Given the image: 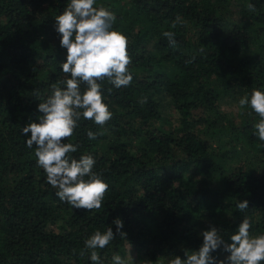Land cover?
I'll list each match as a JSON object with an SVG mask.
<instances>
[{"label": "trees", "instance_id": "trees-1", "mask_svg": "<svg viewBox=\"0 0 264 264\" xmlns=\"http://www.w3.org/2000/svg\"><path fill=\"white\" fill-rule=\"evenodd\" d=\"M67 2L0 0V264H92L84 240L107 226L115 233L117 217L127 239L97 249L104 264L130 245L140 261L167 264L198 249L209 224L229 240L245 216L251 235L264 234V142L254 134L259 117L238 103L264 90V0H97L128 37L133 80L120 89L105 80L112 119L100 127L82 118L65 141L80 145L76 159L92 154L109 184L91 212L59 201L21 134L66 78L54 24Z\"/></svg>", "mask_w": 264, "mask_h": 264}, {"label": "clouds", "instance_id": "clouds-1", "mask_svg": "<svg viewBox=\"0 0 264 264\" xmlns=\"http://www.w3.org/2000/svg\"><path fill=\"white\" fill-rule=\"evenodd\" d=\"M96 4L97 0H68L64 10L55 17L59 46L66 50V60L59 64L60 70L67 75L51 85V95L37 105L41 115L21 130L26 147L35 146L36 166L43 170L46 184L57 189L55 196L59 201L87 212L101 209L109 184L102 174L93 171L96 160L92 154L76 159L70 154L76 153L80 145L65 141L73 136L82 118L100 127L112 119L102 91L105 80L116 89L128 87L133 80L128 67L132 63L128 37L113 29L116 15ZM247 8L250 12L256 11L252 3H248ZM180 20L177 16L172 27ZM162 35L168 38L170 46L176 45L174 32L165 31ZM34 94L39 95L38 90H34ZM146 102V98L140 101ZM238 103L241 109L250 107L259 117L254 134L264 142V90L253 89ZM87 137L95 140L98 134L89 130ZM236 207L244 212L249 209V201L240 200ZM112 224L115 233L112 226H107L105 231L96 230L84 240V249L90 252L92 264H104L97 249H105L117 236L127 239V233L122 231L123 220L117 217ZM251 227L252 222L245 216L234 234L225 240L221 235L223 229L209 224L200 232L202 244L198 249H184V258L174 255L167 264H261L264 262V234L251 235ZM218 252L228 255L220 259L213 255ZM130 261L134 264L131 255L127 259L118 253L112 256V264H129ZM141 264L153 262L145 260Z\"/></svg>", "mask_w": 264, "mask_h": 264}, {"label": "rangeland", "instance_id": "rangeland-1", "mask_svg": "<svg viewBox=\"0 0 264 264\" xmlns=\"http://www.w3.org/2000/svg\"><path fill=\"white\" fill-rule=\"evenodd\" d=\"M223 110L228 111L229 113H237V109L236 106L233 105H229V106H224ZM53 230L58 231L57 227H51ZM129 255L132 256L133 260H134V264H141L142 261H140L137 258V254L135 252V250L133 249V247L129 246L128 247V252H127V256L125 257L126 259L129 257ZM129 264H131V261L129 262Z\"/></svg>", "mask_w": 264, "mask_h": 264}]
</instances>
